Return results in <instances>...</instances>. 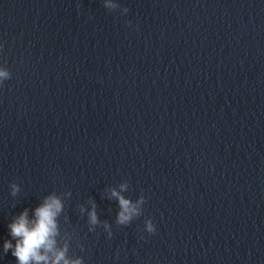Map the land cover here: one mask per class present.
<instances>
[{
  "label": "water",
  "instance_id": "1",
  "mask_svg": "<svg viewBox=\"0 0 264 264\" xmlns=\"http://www.w3.org/2000/svg\"><path fill=\"white\" fill-rule=\"evenodd\" d=\"M113 3L0 0V264L52 191L86 264H264V0ZM122 180L146 197L126 226L105 191Z\"/></svg>",
  "mask_w": 264,
  "mask_h": 264
},
{
  "label": "clouds",
  "instance_id": "2",
  "mask_svg": "<svg viewBox=\"0 0 264 264\" xmlns=\"http://www.w3.org/2000/svg\"><path fill=\"white\" fill-rule=\"evenodd\" d=\"M104 8L109 12L120 7L119 4L113 3V0H102ZM127 13L129 9L123 8ZM131 24V21H126ZM2 49V47H0ZM11 71L7 68L0 67V87H3L6 80L11 79ZM11 195L15 196L20 191V185L13 181L10 184ZM129 189L128 180H122L118 187L109 186L105 189L108 199L118 201L119 209L116 214L115 223L120 226H126L133 220L140 217L144 213V204L146 197L141 194L135 201L123 193ZM70 191H64L63 195L56 191L49 192L41 203H39L33 212V216L29 217V210L23 209L18 215L12 219L8 227L11 237L15 240L6 239L3 244L4 252L9 249L16 258L17 264H86L84 258L76 255L72 258L69 251L72 246V234L65 233L62 235L60 228V218L68 217L64 214V197H70ZM91 207L85 209L80 204L79 212L83 214L87 211V225L89 231H95L97 226H102L107 233L108 238L113 235L112 225L108 221H101L97 214V206L94 200L89 199ZM144 230L149 234H154L157 227L151 217H146L144 221ZM141 239L146 237L141 233ZM78 247L83 251V245ZM119 250L116 257L119 258Z\"/></svg>",
  "mask_w": 264,
  "mask_h": 264
}]
</instances>
